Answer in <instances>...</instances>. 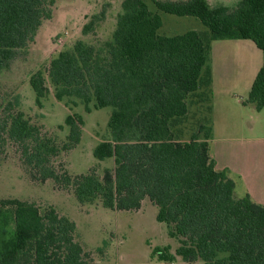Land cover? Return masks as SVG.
Here are the masks:
<instances>
[{"label": "trees", "instance_id": "trees-1", "mask_svg": "<svg viewBox=\"0 0 264 264\" xmlns=\"http://www.w3.org/2000/svg\"><path fill=\"white\" fill-rule=\"evenodd\" d=\"M123 0L111 41L103 45L80 39L54 57L46 74L30 78L38 100L54 88L55 97H76L91 112L113 107L111 139L98 143V160L114 158L113 168L72 176L58 170L53 158L60 148L23 112L0 117V152L8 142L20 146L24 163L40 181L53 179L72 187L81 203L100 200L112 210H138L148 198L158 207L157 220L179 242L157 246L159 261L264 264V204L248 194L234 195L235 181L217 170L208 134L201 130L183 140L176 125L185 121L195 97L209 103L211 44L216 39H251L264 51V0H240L236 6H211L207 0ZM56 0H0V71L25 51ZM160 12L199 18L206 31L159 33ZM91 21L84 34L93 31ZM207 89V90H205ZM248 102L264 107V64ZM65 149L81 141L84 118L69 114ZM14 222L13 230L9 228ZM78 240L77 224L50 206L17 198L0 200V264H90Z\"/></svg>", "mask_w": 264, "mask_h": 264}, {"label": "rangeland", "instance_id": "rangeland-1", "mask_svg": "<svg viewBox=\"0 0 264 264\" xmlns=\"http://www.w3.org/2000/svg\"><path fill=\"white\" fill-rule=\"evenodd\" d=\"M122 1L56 0L52 17L43 21L35 39L25 51L20 52L9 68L0 71V117L7 114L8 108L10 112H23L41 128L43 135L51 138L60 148L59 154L53 158V165L58 170L67 169L72 176L96 168L98 175L103 177L105 168L114 167V158L100 162L93 154L98 143L111 139L108 123L113 107L97 109L94 100L90 104L92 111L87 112L85 103L79 98L58 100L49 80L50 92L38 100L30 78L40 70L46 74L51 60L60 51L72 48L80 39L97 46L111 41L117 17L122 11ZM147 1L150 8L156 10L153 1ZM219 3L211 0L212 6ZM161 15L163 26L160 34L172 35L179 31L206 28L196 17L163 12ZM91 21L94 22L93 31L84 34V26ZM197 97L193 99L188 118L175 128L183 140H189L201 128V138H204L205 132L210 133L209 103H202ZM224 100L223 97L217 99V108L222 107ZM69 114L82 115L84 124L81 141L72 149H65L69 134L65 120ZM241 196L240 186L235 197ZM13 198L35 202L41 210L53 206L59 214L74 220L78 240L90 254V264H204L203 261L188 263L180 257L169 263L152 256L157 246L170 245L175 252L179 242L169 236L167 225L157 220L158 207L149 199L144 200L140 209L131 211L106 208L100 200L81 203L72 187L60 185L53 179L40 181L35 177L33 170L24 163L20 146L8 142L0 152V200ZM9 228L13 230V221H10Z\"/></svg>", "mask_w": 264, "mask_h": 264}, {"label": "crops", "instance_id": "crops-1", "mask_svg": "<svg viewBox=\"0 0 264 264\" xmlns=\"http://www.w3.org/2000/svg\"><path fill=\"white\" fill-rule=\"evenodd\" d=\"M207 1L212 6L211 0ZM217 1L220 2L218 5L233 7L240 0H227L232 4ZM190 30L206 31L207 27ZM263 64L264 51L251 39L212 41L209 61L212 71L210 154L216 169L226 170L235 181L234 195L241 186L240 198L249 194L253 201L260 204H264V107L259 110L256 103L247 100ZM219 97L225 98L221 108H217Z\"/></svg>", "mask_w": 264, "mask_h": 264}]
</instances>
